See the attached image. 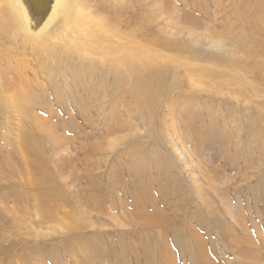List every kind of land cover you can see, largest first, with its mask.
I'll return each instance as SVG.
<instances>
[{
  "label": "rangeland",
  "instance_id": "obj_1",
  "mask_svg": "<svg viewBox=\"0 0 264 264\" xmlns=\"http://www.w3.org/2000/svg\"><path fill=\"white\" fill-rule=\"evenodd\" d=\"M40 1L0 0V264H264V0H68L84 48Z\"/></svg>",
  "mask_w": 264,
  "mask_h": 264
},
{
  "label": "bare ground",
  "instance_id": "obj_2",
  "mask_svg": "<svg viewBox=\"0 0 264 264\" xmlns=\"http://www.w3.org/2000/svg\"><path fill=\"white\" fill-rule=\"evenodd\" d=\"M8 2L11 4V8L14 11V14H15V16H14L15 18L14 19L19 22V24L22 27L21 29H23L28 35H29V33L33 34V35L36 34L35 36H37L38 34H40V35L43 34V32H41L42 31L41 29L38 32H35L37 26H39L40 21L37 20V21H35V23L34 22L32 23L31 19H29V16L27 15L26 8L24 7V5L21 2V0H8ZM105 7L106 6L104 4V7H103L104 9L103 8H98V10L100 12H104L105 11ZM106 10H108V9L106 8ZM114 13H115V11H114ZM92 14L93 13L88 12L82 5H80L77 8H74L70 3H68V0H54L53 10H52L51 14H49L50 15L49 18H47L46 22H44V24L40 28H42L45 24H47L49 19L54 17L55 20H54L53 23H55V24L53 25V27L51 29L52 30L56 29V28L60 29L62 27L63 37L65 39H69L70 40V41L66 40V41H63V42L65 44H68L69 46H73L75 48H84L85 47V44H87V43L84 44L81 40H84V37L86 35H87V38H89L91 41H92V38L95 40V38L99 39V38H102V36H104V37L107 38L106 39L107 42H111L110 40H112V38H114V37H116V38L119 37V33L117 31H112L111 32L112 33L111 36H110V34L107 35V36L106 35H101L103 32L104 33H108L109 31L108 30L105 31V29H101V25H99L97 22H95L94 19H91L93 17ZM104 14H106V13L104 12ZM114 15H116V13ZM86 29H88L87 32L92 31V35L91 36H90V34H88L86 32ZM47 35H48V33H47ZM45 36H46V32H44L43 38ZM95 43H96V40L94 41V44ZM131 52H133V51H131ZM118 53L122 54L121 50H120V52L118 50L115 51L116 55ZM123 54H122V57H124ZM133 54H134V56L132 58H130L128 60L126 58L124 66H126L127 68H130L129 70H126V71L129 72L130 76H133L131 78L136 77L135 79H137V77H139V76L142 77V74H144V70L140 69L139 68L140 66L139 67L137 66V62H138V59H139V48L136 47V49L134 50ZM129 55H131V54H129ZM120 57H121V55H120ZM118 58H119V55H118ZM113 59H117V58L115 57ZM111 62L112 63H110V64L114 67V69H111V73L114 76L115 84L116 85L117 84L120 85V84L123 83V78L121 77V72L118 69L119 67L117 66V64H120V62L119 63L116 62V61H111ZM137 80H140V79H137ZM140 83H139V81L136 82V84H139L138 86H142V84H144V83L148 84V83H153V82L152 81L151 82H145L142 79L140 81ZM149 85H152V84H149ZM152 86H154V85H152ZM151 88L147 91V94L151 92ZM140 89L144 90V92L146 91V89H144V88H140ZM144 92H142V93H144ZM137 93L139 95L138 96L139 98L142 97L140 95L141 92L139 93V91H138ZM145 95H146V93H145ZM27 103H30V105L32 104V102H30L28 100H27Z\"/></svg>",
  "mask_w": 264,
  "mask_h": 264
},
{
  "label": "water",
  "instance_id": "obj_3",
  "mask_svg": "<svg viewBox=\"0 0 264 264\" xmlns=\"http://www.w3.org/2000/svg\"><path fill=\"white\" fill-rule=\"evenodd\" d=\"M46 5H47V2H44V4L43 3L41 4V1L40 0H37V2L34 3V6H36V8L38 10H41L42 8H44L43 6H46ZM39 13H42L43 14V12H39Z\"/></svg>",
  "mask_w": 264,
  "mask_h": 264
}]
</instances>
